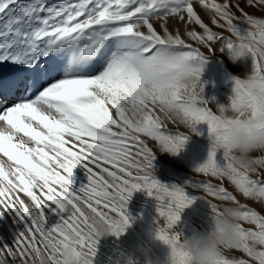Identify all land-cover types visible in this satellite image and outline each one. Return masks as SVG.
<instances>
[{
    "label": "snow or ice",
    "instance_id": "snow-or-ice-1",
    "mask_svg": "<svg viewBox=\"0 0 264 264\" xmlns=\"http://www.w3.org/2000/svg\"><path fill=\"white\" fill-rule=\"evenodd\" d=\"M247 7L264 8V0H0V153L14 164L6 171L0 163V197L19 187L32 205L19 197L5 203L24 227L11 245L0 242V264L37 257L93 264L98 241L91 218L107 221L119 238L130 226L127 203L137 191L156 201V238L170 248V264H190L177 228L196 199L190 188L241 214L238 244L224 249L220 264H264V214L224 186L264 205V154L255 157L254 171L237 169L224 139L227 128L245 126V117L264 128V18ZM215 44L233 60H252L246 78L233 77L227 106L206 99L201 82L209 56L201 49L214 52ZM165 121L191 135L207 125L208 156L193 172L218 184L189 178L166 185L155 177V155L142 137L176 155L191 136L170 131ZM18 134L33 146L16 142ZM78 167L88 183L74 188ZM199 198L209 210L202 231L228 209ZM52 205L68 216L48 227ZM229 250L246 258H230Z\"/></svg>",
    "mask_w": 264,
    "mask_h": 264
},
{
    "label": "rangeland",
    "instance_id": "rangeland-1",
    "mask_svg": "<svg viewBox=\"0 0 264 264\" xmlns=\"http://www.w3.org/2000/svg\"><path fill=\"white\" fill-rule=\"evenodd\" d=\"M245 10L258 18H264V8L247 7ZM197 11L202 13L198 7ZM206 21L215 31H221L211 25L208 16ZM169 26L170 29L175 27L172 22H170ZM196 30L200 31L198 27ZM181 31H183L182 27ZM224 34L228 35L227 33ZM186 42L193 43L187 41V39ZM219 47V44L213 45L214 52H209L206 48L201 49L206 55H209L206 58L207 62L202 65L201 82L205 85L204 95L206 99L212 100L214 98L217 103L227 106L234 87L233 77L246 78L247 75L250 74L252 60L250 55H245L233 63L228 50L225 49L223 52H220ZM226 76H230V81H232V83L226 79ZM209 106L212 107L213 110L216 109L214 103ZM33 123L34 126L39 127L35 122ZM165 126L170 131H180L191 135L187 128L182 125L173 124L171 121H165ZM197 130L200 134H192L187 139L183 149L176 155L168 151H161L159 145L155 141L142 137L155 155L153 171L155 177L162 184L183 185L189 178L219 183V181H216L214 178L204 177L202 174L193 172L198 165L206 161L210 147L207 125L200 124L197 126ZM20 136L22 135L19 134V136H17L16 142L20 140ZM22 138L28 146H33L31 144L32 142L30 143L27 137L22 136ZM134 150L135 149H133V151ZM1 155L4 157L3 154ZM255 155L258 156L261 154L258 153ZM4 158L8 160L7 157ZM6 165L14 166L13 162L11 163L10 161L6 162ZM5 170L7 171L8 167H5ZM253 178L262 177L254 176ZM14 183L18 182L14 181ZM87 183L88 178L86 172L79 167L76 168L74 170L73 187L79 188ZM4 185L7 186L6 181ZM224 186L233 191V193L238 196V199L241 200V203L247 204L261 214H264V205L240 196L226 181L224 182ZM188 195L190 198L196 197V199L191 206L185 208L180 214L177 228L183 231L184 234L190 235L194 232L201 231V226L208 219V206L204 200L199 198V195H205V199H211L213 203L223 205L226 202L216 200L204 193H198L194 188L188 189ZM17 197L24 200L27 206L30 208L32 207L30 198L27 197L25 193L21 192L19 187L11 192L6 191L5 196L0 197V201L4 202L0 203V212L5 213L3 218L0 219V242L9 245L12 244L18 232L24 227L23 223L18 224L16 222L14 216L9 214L8 209L5 207V203ZM15 206L19 207L18 204ZM46 214L49 220L48 227L57 223L62 216L64 218L68 216L67 210L63 213H58L54 205L47 210ZM127 214L131 218L130 226L125 229L124 233L119 236V238L110 234L106 238L99 240L93 264H162V262L169 257L170 248L156 238L157 211L155 199L150 197L146 191L135 192L127 203ZM161 223H163V220H161ZM13 248L15 250V246H13ZM226 255L230 258H246L239 250H229Z\"/></svg>",
    "mask_w": 264,
    "mask_h": 264
},
{
    "label": "clouds",
    "instance_id": "clouds-1",
    "mask_svg": "<svg viewBox=\"0 0 264 264\" xmlns=\"http://www.w3.org/2000/svg\"><path fill=\"white\" fill-rule=\"evenodd\" d=\"M236 60L232 59L233 63ZM244 119L245 126L227 128L224 132V139L229 145L231 165L240 170L254 171L257 167L255 154H264V128L258 126L254 119L248 117ZM0 163L4 164L2 161ZM4 166L10 167L6 164ZM222 207L228 210L215 216L210 226L190 235H182L181 244L190 257V264H220L224 249L237 246L241 214L235 205L225 203ZM32 211L38 214L35 208ZM90 222L94 237L98 242L111 234V226L104 219L92 217ZM63 255L67 259L71 255V250L66 249ZM2 260L3 257H0V262ZM26 264H48V261L46 258L37 257ZM162 264H170L169 257Z\"/></svg>",
    "mask_w": 264,
    "mask_h": 264
},
{
    "label": "bare ground",
    "instance_id": "bare-ground-1",
    "mask_svg": "<svg viewBox=\"0 0 264 264\" xmlns=\"http://www.w3.org/2000/svg\"><path fill=\"white\" fill-rule=\"evenodd\" d=\"M49 2L50 3H52V2H56V0H49ZM201 15H202V18L205 20V22L207 23V21H206V18H207V15L206 14H204L203 12L202 13H200ZM182 27V26H181ZM226 79L230 82V83H232V81H230V76H226ZM234 85V84H233ZM4 125H3V122H0V128H2ZM180 130V129H179ZM22 135V134H21ZM17 136H19V134L17 135ZM21 137V138H20ZM19 137V139L21 140V139H23L22 138V136H20ZM17 138V137H16ZM17 141V140H16ZM30 143H31V141H30ZM32 144V143H31ZM2 153H0V155H1ZM0 161H2V162H4V164H6V162H8V160H6V158H4V157H2V155L0 156ZM11 162V161H10ZM12 163V162H11Z\"/></svg>",
    "mask_w": 264,
    "mask_h": 264
}]
</instances>
